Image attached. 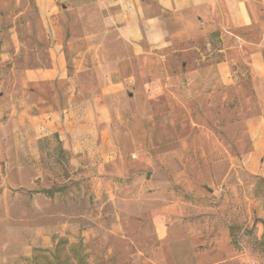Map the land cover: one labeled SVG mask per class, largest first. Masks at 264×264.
I'll list each match as a JSON object with an SVG mask.
<instances>
[{
  "label": "rangeland",
  "instance_id": "374dc122",
  "mask_svg": "<svg viewBox=\"0 0 264 264\" xmlns=\"http://www.w3.org/2000/svg\"><path fill=\"white\" fill-rule=\"evenodd\" d=\"M56 2L66 9L68 0ZM24 3L35 27L36 1ZM126 60L127 74L150 69ZM10 65L1 62V76ZM147 88L140 80L121 88L106 132L113 144L100 159L76 155L47 130L36 153L23 145L27 126L0 125L8 141L0 145V264H264V155L249 160L244 123L256 111L251 83H234L229 98L230 87L219 89L223 97H189L187 112L178 98L153 104Z\"/></svg>",
  "mask_w": 264,
  "mask_h": 264
},
{
  "label": "crops",
  "instance_id": "0c3cea01",
  "mask_svg": "<svg viewBox=\"0 0 264 264\" xmlns=\"http://www.w3.org/2000/svg\"><path fill=\"white\" fill-rule=\"evenodd\" d=\"M35 1L32 27L25 0H0V65L11 64L0 75V119L6 117L0 125L27 126L34 136L23 145L38 153L39 136L54 131L76 155L100 159L113 144L106 137L110 114L120 108L116 99L128 81H144V97L153 104L161 96L178 98L187 112L189 97H223L219 89L230 87L229 98L234 83L248 80L256 107L244 119L248 158L264 155V0H68L66 9L57 8V0ZM28 34L36 35L34 42ZM41 45H47L46 59ZM34 49L32 63L27 54ZM126 59L150 69L140 71L141 78L127 74ZM176 80L212 88L193 94L167 84ZM0 145L8 141L0 137Z\"/></svg>",
  "mask_w": 264,
  "mask_h": 264
}]
</instances>
